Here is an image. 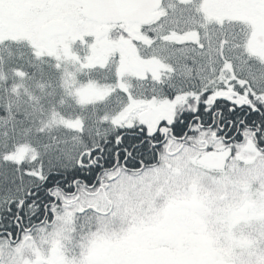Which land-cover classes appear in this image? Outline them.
<instances>
[{"label": "snow or ice", "instance_id": "1", "mask_svg": "<svg viewBox=\"0 0 264 264\" xmlns=\"http://www.w3.org/2000/svg\"><path fill=\"white\" fill-rule=\"evenodd\" d=\"M27 3L0 264H264V0Z\"/></svg>", "mask_w": 264, "mask_h": 264}, {"label": "flooded vegetation", "instance_id": "2", "mask_svg": "<svg viewBox=\"0 0 264 264\" xmlns=\"http://www.w3.org/2000/svg\"><path fill=\"white\" fill-rule=\"evenodd\" d=\"M30 8L27 0H0V29L6 35L17 34L29 22ZM264 41V30L254 28L251 40Z\"/></svg>", "mask_w": 264, "mask_h": 264}, {"label": "water", "instance_id": "3", "mask_svg": "<svg viewBox=\"0 0 264 264\" xmlns=\"http://www.w3.org/2000/svg\"><path fill=\"white\" fill-rule=\"evenodd\" d=\"M257 41H260V39L257 38Z\"/></svg>", "mask_w": 264, "mask_h": 264}]
</instances>
